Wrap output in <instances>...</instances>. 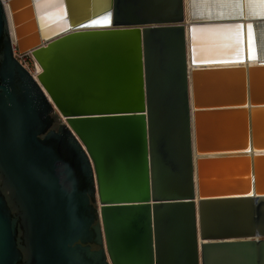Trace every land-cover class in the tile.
I'll return each mask as SVG.
<instances>
[{
    "label": "water",
    "instance_id": "95a60500",
    "mask_svg": "<svg viewBox=\"0 0 264 264\" xmlns=\"http://www.w3.org/2000/svg\"><path fill=\"white\" fill-rule=\"evenodd\" d=\"M249 1L0 0V264H264Z\"/></svg>",
    "mask_w": 264,
    "mask_h": 264
},
{
    "label": "bare ground",
    "instance_id": "6f19581e",
    "mask_svg": "<svg viewBox=\"0 0 264 264\" xmlns=\"http://www.w3.org/2000/svg\"><path fill=\"white\" fill-rule=\"evenodd\" d=\"M210 0H195V4H196V8L198 9L199 12H209V11H216V12H232L234 10V8H236L237 4V0L234 1V4L232 5V7L230 6L231 3H226L225 0H216V2H218V4L216 5L213 2H209ZM251 1V9L254 8H260V4H261V0H250ZM249 1V2H250ZM188 3L189 0H187V9H188ZM230 4V5H229ZM215 6H217V8H214ZM244 65L246 66H264V60H252L249 59V61H244L243 62ZM222 65H229V66H224V67H213V68H238V67H243L244 65H241L240 61L237 62H233V65H231V63H225ZM202 68V66H200V69ZM196 69V68H195Z\"/></svg>",
    "mask_w": 264,
    "mask_h": 264
},
{
    "label": "built area",
    "instance_id": "2783aa9c",
    "mask_svg": "<svg viewBox=\"0 0 264 264\" xmlns=\"http://www.w3.org/2000/svg\"><path fill=\"white\" fill-rule=\"evenodd\" d=\"M14 56L29 71V73L37 80L42 72V67L33 55V51L20 52L17 45L14 44Z\"/></svg>",
    "mask_w": 264,
    "mask_h": 264
},
{
    "label": "crops",
    "instance_id": "0c3cea01",
    "mask_svg": "<svg viewBox=\"0 0 264 264\" xmlns=\"http://www.w3.org/2000/svg\"><path fill=\"white\" fill-rule=\"evenodd\" d=\"M81 1V12H84V10L86 8H88V4L92 1V4L96 6V9H101L102 6H104V3L106 2V0H80ZM217 5L218 2H216V0H210L209 2H213ZM235 0H225L226 3H231V7L234 4ZM186 6H187V0H186ZM214 8H217V6H215Z\"/></svg>",
    "mask_w": 264,
    "mask_h": 264
},
{
    "label": "rangeland",
    "instance_id": "374dc122",
    "mask_svg": "<svg viewBox=\"0 0 264 264\" xmlns=\"http://www.w3.org/2000/svg\"><path fill=\"white\" fill-rule=\"evenodd\" d=\"M27 20H29V19H25L26 22H27ZM26 29L31 31L32 27H31L30 23L28 24ZM245 176L246 175H244V174L242 175V177H245Z\"/></svg>",
    "mask_w": 264,
    "mask_h": 264
},
{
    "label": "flooded vegetation",
    "instance_id": "af4514ba",
    "mask_svg": "<svg viewBox=\"0 0 264 264\" xmlns=\"http://www.w3.org/2000/svg\"><path fill=\"white\" fill-rule=\"evenodd\" d=\"M92 248H93V249H98L99 247L93 244V245H92Z\"/></svg>",
    "mask_w": 264,
    "mask_h": 264
}]
</instances>
